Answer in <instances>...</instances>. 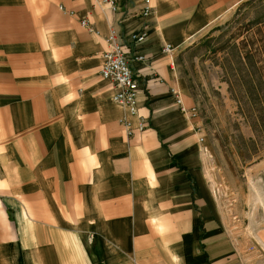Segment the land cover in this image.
<instances>
[{"label": "crops", "instance_id": "1", "mask_svg": "<svg viewBox=\"0 0 264 264\" xmlns=\"http://www.w3.org/2000/svg\"><path fill=\"white\" fill-rule=\"evenodd\" d=\"M116 1L0 0V264H249L174 95L220 0ZM112 31L147 36L136 114L100 75Z\"/></svg>", "mask_w": 264, "mask_h": 264}, {"label": "rangeland", "instance_id": "2", "mask_svg": "<svg viewBox=\"0 0 264 264\" xmlns=\"http://www.w3.org/2000/svg\"><path fill=\"white\" fill-rule=\"evenodd\" d=\"M237 1L220 0L223 16L182 46L175 64L181 97L198 110L181 114L190 119L188 143L208 160L195 168L249 264H264V0Z\"/></svg>", "mask_w": 264, "mask_h": 264}, {"label": "built area", "instance_id": "3", "mask_svg": "<svg viewBox=\"0 0 264 264\" xmlns=\"http://www.w3.org/2000/svg\"><path fill=\"white\" fill-rule=\"evenodd\" d=\"M104 5L109 7L113 12L119 10L116 0H100ZM151 0H145L144 15H151L153 12ZM81 25L92 32H95L88 19H82ZM146 33L132 35L131 41L136 45V52L121 41L120 34L112 31L107 37L108 50L103 53V64L100 75L103 79L108 80L114 87L113 101L127 108L132 114L137 113V96L140 90L138 78L141 72L135 73L130 63L132 60L144 61L145 56L140 53L141 45L146 39ZM172 45H166L163 49L164 53H172L174 51ZM175 101L184 114L196 116L198 110L195 106L187 107L178 91H174ZM204 139H201V142Z\"/></svg>", "mask_w": 264, "mask_h": 264}]
</instances>
